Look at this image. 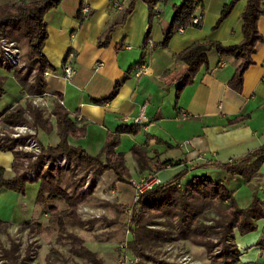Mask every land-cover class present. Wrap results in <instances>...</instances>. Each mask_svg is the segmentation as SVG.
Segmentation results:
<instances>
[{"label": "crops", "instance_id": "crops-1", "mask_svg": "<svg viewBox=\"0 0 264 264\" xmlns=\"http://www.w3.org/2000/svg\"><path fill=\"white\" fill-rule=\"evenodd\" d=\"M15 1L18 0H0V5ZM182 1L168 0L158 5L149 45L164 41L174 7ZM196 1L201 27L179 31L166 47L152 51L150 46H144L150 12L141 0H62L45 17L48 38L43 54L56 69L47 71L45 93L27 94L13 71L8 74L0 68V80L6 83L5 94L0 98V117L27 104L49 116L57 95H61L70 117L86 128L83 137H69V143L97 156L109 133H115L123 124L131 125L133 119L141 116L142 129L136 135H122L116 149L125 155L130 184L117 183L116 175L108 171L96 179L91 197L113 205L132 206L136 202L134 183L150 174L139 169L131 151L135 145H147L149 158L171 163L157 174L162 184L186 171L180 186L186 187L195 177L207 175L231 190L241 208H248L257 196L261 217L254 220L252 231L236 229L233 242L241 253L240 264H264V250L259 246L264 239V164L249 170L247 177L229 175L216 166L239 161L264 147V15L258 21L263 41L256 46L254 64L245 73L241 93L228 86L241 61L212 52L208 65L178 94L180 79L187 71V65L177 60L179 54L195 44L216 42L228 47L244 40L242 15L247 0L238 1L221 22V14L232 0ZM84 5L91 14L81 22L78 14ZM143 64L148 70L140 75ZM65 65H71L75 71L69 80L64 74ZM118 85L111 100L98 104L108 99ZM50 121V133L27 126L44 147L60 142L56 119L51 117ZM8 128L1 123L0 133ZM14 159L13 152L0 150V169L4 170L5 179L15 176ZM38 175L36 170L29 174L34 183L27 184L25 195L0 188L2 222L11 227L30 221L46 226L45 221L48 225V215L36 205ZM191 251L200 260L205 254L203 247L194 245Z\"/></svg>", "mask_w": 264, "mask_h": 264}, {"label": "trees", "instance_id": "trees-1", "mask_svg": "<svg viewBox=\"0 0 264 264\" xmlns=\"http://www.w3.org/2000/svg\"><path fill=\"white\" fill-rule=\"evenodd\" d=\"M62 0H18L0 5V34L12 42L25 41L28 44V62L26 68L28 73H35L34 83L30 82L27 74L23 75V70L10 68L23 90L31 95H43L45 93V73L49 70L55 71L47 58L43 54V47L48 38V24L45 20L46 14L56 8ZM150 12L148 33L145 47L150 46L151 50L158 47H166L173 35L181 28H200L202 21L198 25H193L192 20L196 16L197 1L183 0L180 5L174 7L172 22L165 39L160 44L149 45L150 29L153 22L158 17L157 7L168 0H141ZM240 0H232L225 6L220 22L230 14L234 5ZM131 13L132 6L128 9ZM83 16L80 9L78 19L84 22L89 16ZM264 15L263 0H247V7L242 15L244 40L239 45L223 46L216 42L195 44L179 54L177 60L187 65L186 73L180 79L178 94L189 84H191L201 68L209 63V55L212 52L221 57H233L241 61L235 75L228 83L229 88L241 93L244 87V76L247 70L254 64L252 59L256 46L263 41L258 30V21ZM113 30L109 33L112 34ZM107 42H104L105 45ZM3 80H0V98L5 94ZM104 101L98 104H105L111 100L118 90ZM54 109L49 116L44 110L27 104L10 110L0 117V124H4L11 129L3 130L0 133V150L3 152H13V171L15 176L12 179L4 178V170L0 169V188H6L18 194L25 195L26 186L34 183L29 178V174L38 171L43 158H47L49 167L46 171H41L37 176L40 187L36 199V205L42 207L43 214L48 215V225L33 221L22 225V228L29 230L30 234L41 235L48 231L52 225L64 237L68 234V225H81L82 221L78 216V206L82 198L80 188L86 184V175L92 173L93 182L108 171H112L117 177V183L130 184L131 179L129 168L126 165L125 155L117 153L116 149L120 144V138L124 134L136 135L142 126L135 124H123L115 133H109L102 152L97 156L90 155L81 147H74L69 143V137L79 138L86 134V128L80 127L76 120L70 117L69 112L63 105V98L57 95ZM56 119V132L60 142L52 147L40 145V156L31 161L27 154L23 156L16 150L17 146H22V138L14 139L11 135L14 129L19 126H29L36 130L41 129L46 133L53 130L50 118ZM29 138L36 139V136ZM24 141V140H23ZM132 157L138 163L141 171H149L150 175H157L162 170L170 166V162L154 161L148 157L147 145H135L131 151ZM66 158L67 161L79 168L84 176L80 178L72 195L68 189L62 187V178L65 171H56L59 160ZM28 162V163H26ZM264 164V147L244 159L230 163L217 164L216 166L224 170L227 174L247 177L249 170L259 169ZM55 167V168H54ZM66 170V169H64ZM187 172L184 171L167 183L161 184L152 191L142 194L136 203L131 207V224L135 228L147 229L158 218H171L178 223L181 240H190L197 246L204 247L209 254L208 264H240L241 253L233 242L234 231L254 230V220L261 217L259 200L254 197L253 203L248 208H241L235 198L234 193L221 182L214 181L211 177L204 175L195 177L192 183L186 187L179 185ZM63 202L67 208L59 209L54 203ZM120 213L128 210L129 207L115 206ZM213 211L216 218L213 224H206L199 220L201 215ZM8 225L0 220V232H6ZM136 232V229H135ZM216 236L217 241L212 238ZM73 241L80 247L76 254L93 263L102 264L96 253L90 251L83 245V241L73 236ZM259 246L264 250V239ZM218 248V251L216 249ZM19 245L12 243L9 249H3L0 260L5 264L19 263Z\"/></svg>", "mask_w": 264, "mask_h": 264}, {"label": "rangeland", "instance_id": "rangeland-1", "mask_svg": "<svg viewBox=\"0 0 264 264\" xmlns=\"http://www.w3.org/2000/svg\"><path fill=\"white\" fill-rule=\"evenodd\" d=\"M5 42L8 44L14 43L13 49L16 50L15 55H17L18 63H6L5 57L0 54V68L7 71L13 67L20 71L23 70V75L27 74L30 77V82L34 83L35 73H28L29 71L26 68L29 59L27 42L7 41L0 34V45H5ZM6 73L13 72L8 71ZM5 84H3V88ZM6 87L10 88L9 82ZM9 129L11 128L7 130ZM12 135L11 137L14 138ZM30 136L29 134L25 135L26 138L21 140L22 146H17L16 150L22 156L27 154L28 159L33 162L40 156V153L26 148V140ZM34 140L36 141V139ZM36 143L40 150L39 142L36 141ZM48 167L47 158H43L37 170L40 173L41 171H46ZM57 167L60 168H57L56 171L62 170L66 172L61 181L62 187L68 189L72 195L76 196L74 192L75 186H77L80 178L84 176V173L70 161H62L60 165L58 162ZM95 184L92 173H90L86 175V184L80 188L82 198L78 206V216L82 221L81 225L69 224L68 234L64 237L59 235L53 225L41 235H32L29 230L23 229L22 226H9L6 232H0V257L3 249H9L12 243H16L19 245L18 257L20 264H93L76 254L77 248L80 247L73 241L72 237L76 236L83 241L85 247L96 253L102 264L209 263V254L204 247L205 254L200 260L195 255L196 253L191 251V245H197L190 240L180 239V230L175 220L158 218L147 229L135 228L131 224V207L136 202L124 213H120L115 208V206L119 205H113L110 202H105L104 199L91 197L95 190ZM54 204L61 210L67 208L63 202H55ZM122 207L127 208L128 206ZM38 209L42 212V207ZM215 218L216 215L213 211H209L201 215L199 220L206 224H213ZM43 223L47 226L45 221ZM212 239L214 241L218 240L216 236H213ZM216 251H218V248ZM0 264H5V262L0 260Z\"/></svg>", "mask_w": 264, "mask_h": 264}, {"label": "built area", "instance_id": "built-area-1", "mask_svg": "<svg viewBox=\"0 0 264 264\" xmlns=\"http://www.w3.org/2000/svg\"><path fill=\"white\" fill-rule=\"evenodd\" d=\"M82 14L83 16H87L91 10L88 6L84 5L82 8ZM202 21V17L201 16H195L192 20L193 25H198L200 22ZM180 32L184 31V28H181L179 30ZM4 42V40H3ZM14 43H6L5 45H0V54H3V56L6 59V63L8 62L9 64H16L18 63V59H17V55H15V51L13 49ZM147 66L145 64L141 65L140 69H139V74H146L147 73ZM75 71L73 69V67L71 65H65L64 66V74L67 80L71 79L74 75ZM45 77L49 76V72H46ZM126 122H129V120H125ZM132 124H135L137 126H142L144 125L143 123V119L142 117H137L135 119H133ZM31 135L34 136L33 132L30 130L29 127L27 126H19L15 128V133L12 135L15 139L18 138H26L25 135ZM27 145L26 148L33 150L37 153H40L38 144L36 143V141L32 138H28L27 140ZM64 161L66 162V158H63L59 161V165L60 163ZM161 181L158 178L157 175H148L146 177L141 178L138 182L134 183V187H135V192H136V201L138 200V198L144 194L147 193L149 191H152L153 189H155L156 187H158L159 185H161Z\"/></svg>", "mask_w": 264, "mask_h": 264}]
</instances>
